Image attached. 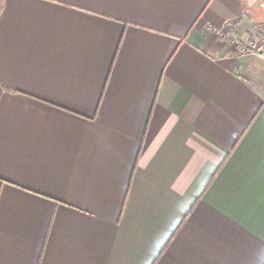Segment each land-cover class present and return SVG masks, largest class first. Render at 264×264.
I'll return each instance as SVG.
<instances>
[{"label": "crops", "instance_id": "obj_1", "mask_svg": "<svg viewBox=\"0 0 264 264\" xmlns=\"http://www.w3.org/2000/svg\"><path fill=\"white\" fill-rule=\"evenodd\" d=\"M256 1L0 0V264H264Z\"/></svg>", "mask_w": 264, "mask_h": 264}, {"label": "built area", "instance_id": "obj_2", "mask_svg": "<svg viewBox=\"0 0 264 264\" xmlns=\"http://www.w3.org/2000/svg\"><path fill=\"white\" fill-rule=\"evenodd\" d=\"M215 32L223 43L233 47L235 55L245 57L258 56L264 59V45L258 46L255 43H246L234 36L229 29H215Z\"/></svg>", "mask_w": 264, "mask_h": 264}, {"label": "rangeland", "instance_id": "obj_3", "mask_svg": "<svg viewBox=\"0 0 264 264\" xmlns=\"http://www.w3.org/2000/svg\"><path fill=\"white\" fill-rule=\"evenodd\" d=\"M255 1H256V0H255ZM256 2H258V0H257ZM253 43H255V44L258 45V46H260V45H264V40H261V41H258V42H253ZM252 58H253V59H258V60H260V61H264V59H262V58H260V57H258V56H253Z\"/></svg>", "mask_w": 264, "mask_h": 264}]
</instances>
